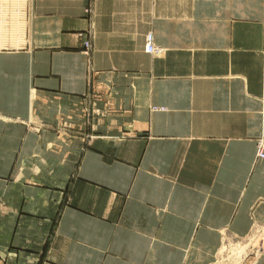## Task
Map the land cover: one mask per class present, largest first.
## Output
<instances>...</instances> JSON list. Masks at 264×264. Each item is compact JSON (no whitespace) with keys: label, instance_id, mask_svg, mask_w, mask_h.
<instances>
[{"label":"crops","instance_id":"crops-1","mask_svg":"<svg viewBox=\"0 0 264 264\" xmlns=\"http://www.w3.org/2000/svg\"><path fill=\"white\" fill-rule=\"evenodd\" d=\"M262 137L264 0H0V264H215Z\"/></svg>","mask_w":264,"mask_h":264},{"label":"rangeland","instance_id":"rangeland-1","mask_svg":"<svg viewBox=\"0 0 264 264\" xmlns=\"http://www.w3.org/2000/svg\"><path fill=\"white\" fill-rule=\"evenodd\" d=\"M86 42L84 45L85 49L89 50L90 46H86ZM262 139L264 137L259 138L257 143ZM233 245L226 244L224 246L219 260L215 264H242L253 256L264 255V226L258 227L251 237L239 240Z\"/></svg>","mask_w":264,"mask_h":264},{"label":"built area","instance_id":"built-area-1","mask_svg":"<svg viewBox=\"0 0 264 264\" xmlns=\"http://www.w3.org/2000/svg\"><path fill=\"white\" fill-rule=\"evenodd\" d=\"M86 46H90L89 41L86 42ZM88 50V49H87ZM147 51L150 53H157L158 49L155 44L154 34H149L147 37ZM257 157L259 160H264V139L257 143Z\"/></svg>","mask_w":264,"mask_h":264}]
</instances>
